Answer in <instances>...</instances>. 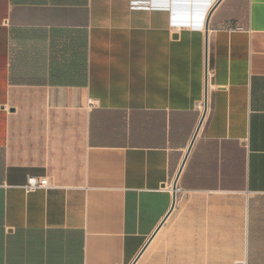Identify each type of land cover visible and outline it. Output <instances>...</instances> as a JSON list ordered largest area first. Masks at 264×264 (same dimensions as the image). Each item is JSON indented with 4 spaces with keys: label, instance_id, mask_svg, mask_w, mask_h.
<instances>
[{
    "label": "crops",
    "instance_id": "1",
    "mask_svg": "<svg viewBox=\"0 0 264 264\" xmlns=\"http://www.w3.org/2000/svg\"><path fill=\"white\" fill-rule=\"evenodd\" d=\"M0 152V264H264V0H0Z\"/></svg>",
    "mask_w": 264,
    "mask_h": 264
},
{
    "label": "rangeland",
    "instance_id": "2",
    "mask_svg": "<svg viewBox=\"0 0 264 264\" xmlns=\"http://www.w3.org/2000/svg\"><path fill=\"white\" fill-rule=\"evenodd\" d=\"M20 108V114H23L26 116L25 112H21ZM44 113V112H42ZM23 117V116H22ZM20 115L14 120L12 124V142L10 145V148L8 149V161L13 164H40L43 163V160L46 161V155L43 156V153L46 154L48 152V158H51V141H49V144L44 143V140H40L41 134L44 132V127H42V124L39 123H32V122H26ZM53 124H49V127L47 128L48 134L51 133L53 130H55V127H52ZM34 126H37L36 128ZM54 126V125H53ZM36 130L37 133V142L35 145V148H33L31 145V148H25L26 153H24L22 147L25 146L26 143L23 144L24 136L27 133V135H30L28 133H31L32 131ZM47 148V151L45 152V149ZM34 152V154H32ZM4 156V152H0V160L1 156Z\"/></svg>",
    "mask_w": 264,
    "mask_h": 264
},
{
    "label": "built area",
    "instance_id": "3",
    "mask_svg": "<svg viewBox=\"0 0 264 264\" xmlns=\"http://www.w3.org/2000/svg\"><path fill=\"white\" fill-rule=\"evenodd\" d=\"M51 183L47 177H35L31 176L27 180V184L25 186V189L28 192H32L38 189H47L51 188Z\"/></svg>",
    "mask_w": 264,
    "mask_h": 264
},
{
    "label": "water",
    "instance_id": "4",
    "mask_svg": "<svg viewBox=\"0 0 264 264\" xmlns=\"http://www.w3.org/2000/svg\"><path fill=\"white\" fill-rule=\"evenodd\" d=\"M16 110L13 108L12 110H11V112H15ZM143 253V252H142ZM141 255L142 254H140V256H138V258H137V260L134 262V264H136V262L138 261V259L141 257Z\"/></svg>",
    "mask_w": 264,
    "mask_h": 264
}]
</instances>
